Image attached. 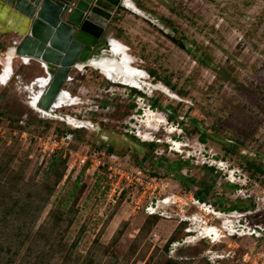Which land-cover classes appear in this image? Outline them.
I'll list each match as a JSON object with an SVG mask.
<instances>
[{
  "label": "rangeland",
  "instance_id": "1",
  "mask_svg": "<svg viewBox=\"0 0 264 264\" xmlns=\"http://www.w3.org/2000/svg\"><path fill=\"white\" fill-rule=\"evenodd\" d=\"M129 53L148 76V87H131L144 92L90 66L64 87L80 104L58 111L90 129L31 106L38 64L15 59L0 78V264H250L246 252L264 262V232L241 235L264 228V174L249 163L264 168V0H148V27ZM40 138L63 147L49 156ZM178 173L212 184L201 204L236 215L219 238L187 241L202 216L217 228L224 218L172 205L191 195ZM151 202L171 218L146 215Z\"/></svg>",
  "mask_w": 264,
  "mask_h": 264
},
{
  "label": "water",
  "instance_id": "2",
  "mask_svg": "<svg viewBox=\"0 0 264 264\" xmlns=\"http://www.w3.org/2000/svg\"><path fill=\"white\" fill-rule=\"evenodd\" d=\"M124 6L125 0H0V40L15 35L20 39L12 49L16 58L27 57L50 74L40 108L55 110L69 74L105 55L112 44L106 36L109 23ZM21 17L27 28L12 27Z\"/></svg>",
  "mask_w": 264,
  "mask_h": 264
},
{
  "label": "bare ground",
  "instance_id": "3",
  "mask_svg": "<svg viewBox=\"0 0 264 264\" xmlns=\"http://www.w3.org/2000/svg\"><path fill=\"white\" fill-rule=\"evenodd\" d=\"M104 53L105 55L92 59L88 66L92 67L97 72L102 73L106 79L110 80L114 84L119 83V84H125L128 86L148 87V82H147L148 76L143 70L136 69V67L134 66L135 64L134 58L129 53V47L126 44L116 39L112 40V44L106 50H104ZM15 59H16V56L14 54V51L10 49L8 51V54L6 55L5 63H4L6 72H11L13 62ZM24 59L26 60L25 64H28L27 62L28 58L25 57ZM76 69H78L79 71H84L85 66L83 64H80ZM37 78L39 79L35 81V83L27 87V89L30 90L31 92L30 104L35 110L40 111L44 115L63 120L64 122L70 125H73L77 128H87V129L91 128V125L89 124V122L80 120L77 117H74L70 114L60 112L61 109L72 107V106H78L80 104L78 99L74 98L73 95L67 89H63L62 93L59 95V99L56 102L57 106L55 107L56 108L55 110L48 111V110H43L42 108H40L38 103L40 102V98L44 90L49 84L50 77L44 74V76L41 75V76H38ZM160 87L165 90L164 87L162 86ZM168 93L170 95H173L170 92ZM151 121L152 120L150 117L149 119H146L145 121H143L144 127H147V128L148 126L153 127V125L151 124ZM141 135H142V132H141ZM145 137H147V135ZM173 146H174L172 148L173 150L181 151L183 148V144L180 143V141L174 140V139H173ZM171 199H172L171 197H167L165 198V200L160 201V204H167L171 201ZM223 215L224 214L221 213L218 216L220 218H224L223 220L224 222L222 225L219 226V228H217L216 226H205L203 230L201 229V233L198 234L200 235L199 237L195 236L194 234L196 232L195 230H189V232H191L192 235L188 237L187 241L192 243L198 238L206 239V238H210L211 236L213 237L214 235L219 238L221 236L220 231H222L223 229H226V226L228 225V223L233 222L232 220L228 218L236 217V215H232V214L230 215L228 214L226 216H223Z\"/></svg>",
  "mask_w": 264,
  "mask_h": 264
},
{
  "label": "built area",
  "instance_id": "4",
  "mask_svg": "<svg viewBox=\"0 0 264 264\" xmlns=\"http://www.w3.org/2000/svg\"><path fill=\"white\" fill-rule=\"evenodd\" d=\"M2 40L3 39H1L0 42ZM9 41H10V44H8V45L6 44L4 50H1L2 45L0 44V60L1 59L5 60L6 55L8 54V51L10 49L15 48L19 44L20 39L15 37ZM16 59H19V58H16ZM19 60L21 61V64L25 65V66L26 65L29 66L30 64H32L31 61H29V60H27L28 64H25L26 60L24 58H20ZM0 62L2 63L3 61H0ZM13 74H14L13 67H12L11 72H6L5 67H4L2 69L1 74H0V78L2 77L6 80H9L11 75H13ZM45 75H48V77H50V74H45ZM38 79L39 78L34 79L30 83V85L35 83V81H37ZM70 79H72L71 75H69V77H68V80H70ZM38 105H39V103H38ZM2 128L3 127L0 126V131H2ZM40 141L42 142V145L44 146L43 151L49 156H51L54 153H56L57 151L61 150V148L63 147L62 142H60L56 138H50L49 140H44V139L40 138ZM87 161H89V159L87 157H85L84 159H82V164L85 165L87 163ZM91 161L93 162L94 160L91 159ZM100 164H102L103 166L105 165L104 162L99 161V165ZM108 170H112V166H110L108 168ZM189 194H191L189 197L188 196H185L184 198L180 197L179 200H174L171 204L177 205V206H183V208L185 205H188V204L200 205V207L203 209V211H206V209H207L208 213H211L213 216H216V217H218V215L222 213L221 211H216L215 208L212 207L213 205H211V204L207 205L205 202L203 204H201L200 200L198 198H196L192 192H190ZM143 209H144V212L146 215H157V216L159 215V216H163V217L168 218V219L171 218V214L168 213L167 210L159 211V207L157 205H154L153 202H151L150 204H148V203L145 204ZM255 212H256V210L252 211L251 213H255ZM222 214H225V213H222ZM185 217H187V216L184 215L183 217H181V222L186 221ZM201 220H202V222H204L203 224H205L206 226H209L208 225L209 220H207L203 216L201 217ZM189 230H190L189 228L186 229V232L188 233V235L192 234L191 232H189ZM241 230L243 231V234H241V235H250V236H256V237H261V234L264 232V228H262L260 225H257V224H255L254 226L249 225L248 227L247 226L242 227ZM246 230L248 232H246ZM187 237H189V236H187ZM211 259L215 260L217 258L212 257ZM243 260L246 262H250V264H264V262L260 261L258 259V257L256 255H254L252 252H246L244 257H243Z\"/></svg>",
  "mask_w": 264,
  "mask_h": 264
},
{
  "label": "crops",
  "instance_id": "5",
  "mask_svg": "<svg viewBox=\"0 0 264 264\" xmlns=\"http://www.w3.org/2000/svg\"><path fill=\"white\" fill-rule=\"evenodd\" d=\"M12 23V27L15 29L24 30L27 28V20L23 17L18 20L14 19ZM145 26L148 27V0H125V6L118 11V16L109 23L106 36L111 40H119L128 47L134 46ZM11 38H15V35L5 37L0 44L6 45V40H11Z\"/></svg>",
  "mask_w": 264,
  "mask_h": 264
},
{
  "label": "trees",
  "instance_id": "6",
  "mask_svg": "<svg viewBox=\"0 0 264 264\" xmlns=\"http://www.w3.org/2000/svg\"><path fill=\"white\" fill-rule=\"evenodd\" d=\"M151 102H152L151 106L155 107L157 105L158 99L151 100ZM175 116H176V111L172 110V111L169 112L168 119L170 121H173ZM201 141L203 143L206 142V138L203 135H202ZM156 145L157 144L155 142H151L149 146H150V148H152V150H154ZM108 149H109L108 151L113 153V148L112 147H110ZM249 163L254 168L255 173L264 174V168L261 165H256V164L251 163V162H249ZM205 167H207V166H205ZM209 168L212 171L215 170V168L213 166H209ZM176 178H177V180L180 181V183L183 186H185L187 189H189V191H191L196 198H198L200 200H204L212 191V187H213L212 184L205 185L203 188L199 189V183H197V181H196V179L194 177L186 178L183 175L178 173V174H176ZM219 206H221V204H219L218 207ZM225 209L234 210V209H237V207L234 205V206H229L228 208H225ZM239 209L242 210V211H245L248 208L242 207V208H239ZM150 217H157V215H150Z\"/></svg>",
  "mask_w": 264,
  "mask_h": 264
},
{
  "label": "flooded vegetation",
  "instance_id": "7",
  "mask_svg": "<svg viewBox=\"0 0 264 264\" xmlns=\"http://www.w3.org/2000/svg\"><path fill=\"white\" fill-rule=\"evenodd\" d=\"M87 67H89V66H88V65L85 66V68H87ZM74 70H78V69H74ZM74 70H73V71H74ZM73 71L69 74V75H71L72 79L67 80V82H66V84H65L64 87H67V86L73 84V81H75V78L72 76ZM68 81H69V82H68ZM112 83H113V82H112ZM116 85H119V86H125V87H129V88H131L132 90H137V91H140V92H144L143 90H140V89H138V88H133V87L128 86V85H122V84H119V83H117ZM69 92H70V91H69ZM70 93H71V92H70Z\"/></svg>",
  "mask_w": 264,
  "mask_h": 264
}]
</instances>
